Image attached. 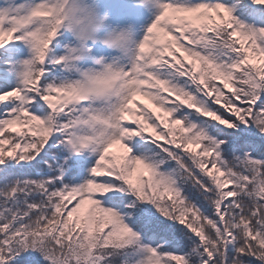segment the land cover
I'll return each instance as SVG.
<instances>
[{
  "label": "snow or ice",
  "instance_id": "6c2138e0",
  "mask_svg": "<svg viewBox=\"0 0 264 264\" xmlns=\"http://www.w3.org/2000/svg\"><path fill=\"white\" fill-rule=\"evenodd\" d=\"M0 264H264V0H0Z\"/></svg>",
  "mask_w": 264,
  "mask_h": 264
}]
</instances>
